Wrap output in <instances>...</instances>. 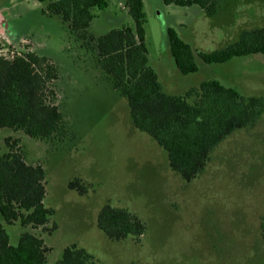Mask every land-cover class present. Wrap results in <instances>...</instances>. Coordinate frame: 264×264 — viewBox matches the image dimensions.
<instances>
[{
  "label": "rangeland",
  "instance_id": "obj_1",
  "mask_svg": "<svg viewBox=\"0 0 264 264\" xmlns=\"http://www.w3.org/2000/svg\"><path fill=\"white\" fill-rule=\"evenodd\" d=\"M105 1L106 9L91 11L94 35L132 27L123 0ZM218 3L217 13L207 17L197 7L143 0L149 65L166 94L183 95L215 80L243 97L264 101L262 54L218 65L195 57L198 71L189 75L174 65L168 27L195 53L221 49L243 31L264 28V0ZM43 8L37 0H0V55L28 47L56 65L53 103L69 125L63 142L0 130V153L9 151L6 139L17 140L15 150L25 162L42 166L43 202L54 211L51 234L18 223L3 225L9 244L15 246L24 232L39 236L50 249L45 264H55L72 244L84 248L96 264H264V108L255 124L226 137L211 152L204 171L186 182L170 169L166 153L132 126L125 99L108 87L91 54ZM74 179L85 186V195L67 188ZM104 204L136 214L145 223V234L136 240H108L96 227Z\"/></svg>",
  "mask_w": 264,
  "mask_h": 264
},
{
  "label": "trees",
  "instance_id": "obj_2",
  "mask_svg": "<svg viewBox=\"0 0 264 264\" xmlns=\"http://www.w3.org/2000/svg\"><path fill=\"white\" fill-rule=\"evenodd\" d=\"M43 14L58 17L67 26L79 48L91 54L105 83L125 99L132 126L149 136L167 155L170 169L184 181L197 178L210 161L211 152L237 130L251 127L260 117L264 101L243 97L237 90L218 81L201 82L183 95L163 92L154 69L149 65L145 43L146 15L143 0H123L132 27L122 26L96 36L91 32L93 9L103 11L105 0H37ZM164 6L197 7L207 17L214 16L218 0H161ZM168 49L182 75L197 73L195 57L207 65L224 64L233 58L264 55V28L243 31L238 40L212 52H197L183 41L174 28L165 30ZM56 65L28 47L0 55V130L20 132L42 141L63 142L68 122L53 103ZM9 151L0 153V264H45L50 251L42 238L20 234L15 246L3 225L18 223L22 228L48 227L54 211L45 207V172L29 165L15 150L17 140H5ZM80 196L87 190L78 179L67 184ZM96 227L110 241L138 239L145 223L134 213L104 204L96 217ZM264 240V214L260 222ZM55 264H96L93 256L75 244L62 251Z\"/></svg>",
  "mask_w": 264,
  "mask_h": 264
},
{
  "label": "built area",
  "instance_id": "obj_3",
  "mask_svg": "<svg viewBox=\"0 0 264 264\" xmlns=\"http://www.w3.org/2000/svg\"><path fill=\"white\" fill-rule=\"evenodd\" d=\"M2 35L0 34V45H1Z\"/></svg>",
  "mask_w": 264,
  "mask_h": 264
},
{
  "label": "crops",
  "instance_id": "obj_4",
  "mask_svg": "<svg viewBox=\"0 0 264 264\" xmlns=\"http://www.w3.org/2000/svg\"><path fill=\"white\" fill-rule=\"evenodd\" d=\"M160 2H161V0H160ZM161 4H162V2H161ZM166 30V29H165Z\"/></svg>",
  "mask_w": 264,
  "mask_h": 264
}]
</instances>
